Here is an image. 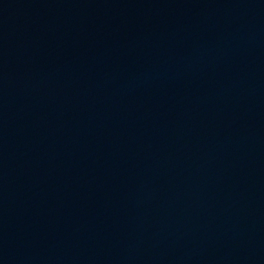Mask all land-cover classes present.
<instances>
[{
  "label": "water",
  "instance_id": "1",
  "mask_svg": "<svg viewBox=\"0 0 264 264\" xmlns=\"http://www.w3.org/2000/svg\"><path fill=\"white\" fill-rule=\"evenodd\" d=\"M0 264H264V0H0Z\"/></svg>",
  "mask_w": 264,
  "mask_h": 264
}]
</instances>
